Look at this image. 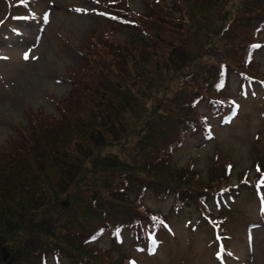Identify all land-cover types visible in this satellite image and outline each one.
<instances>
[{"label": "trees", "instance_id": "16d2710c", "mask_svg": "<svg viewBox=\"0 0 264 264\" xmlns=\"http://www.w3.org/2000/svg\"><path fill=\"white\" fill-rule=\"evenodd\" d=\"M128 1L107 5L108 27L87 29L65 96L50 97L57 112L27 109L1 139L0 264H133L125 247L180 221L190 238L207 235L199 254L219 264L235 234L263 220V134L245 166L216 146L204 171L174 156L188 139L213 137L197 105L230 109L231 75L236 94L256 86L253 105L264 101L252 56L264 45V0ZM147 194L169 200L166 211L149 209Z\"/></svg>", "mask_w": 264, "mask_h": 264}, {"label": "rangeland", "instance_id": "374dc122", "mask_svg": "<svg viewBox=\"0 0 264 264\" xmlns=\"http://www.w3.org/2000/svg\"><path fill=\"white\" fill-rule=\"evenodd\" d=\"M6 1L16 4L23 14L15 16L18 9L8 12L11 16L9 23L13 25L12 35H9L12 41L0 43V51L5 50L10 55L8 60L0 59V142L3 137L15 132L17 124L26 123L22 116L25 109L35 110L43 106L46 111L55 112L48 97L62 96L68 88L64 72L66 66H75L79 61L76 46L84 31L91 26L108 27L103 18L90 14L93 6L103 7L102 0H0V22L7 11ZM171 1L165 0L164 3L168 5ZM77 4L82 8H78ZM128 5L136 9L143 6L138 0H129ZM26 15L31 18L27 19ZM0 29H5L4 23ZM4 31L7 33L6 29ZM19 31L21 35L17 36ZM262 35L260 38L264 39V32ZM122 36H127L125 30ZM25 53L28 59L24 58ZM254 59L264 71V50L257 49ZM235 81L233 75L228 78L230 95L237 98L236 102L240 105L239 115L229 125H225L222 118L211 120L214 122V137L188 139L174 156L179 165L183 166L186 160L192 159L204 171L214 146L229 153L238 165L247 164L250 146L258 142L260 134L264 135V101H257L254 106L250 94H236ZM245 87L246 91L250 89L255 95L260 92L256 86ZM199 108L205 110L203 105ZM145 202L149 209L162 212L169 204V200H158L149 194L145 195ZM246 204L247 210L252 211L253 203ZM183 213L186 215L187 211L183 209ZM253 218H257L256 211ZM175 223V226L172 225L173 238L158 239L153 256L143 252L148 253L149 245L143 251L141 248L134 251L133 247H125L134 256L133 264H206L199 252L206 247L207 235L196 234L190 238L186 224L181 221ZM248 233L245 239L243 231L235 234L231 249L232 257L237 260L231 261V264H264V225H256ZM106 240V237L102 238L103 243Z\"/></svg>", "mask_w": 264, "mask_h": 264}, {"label": "snow or ice", "instance_id": "6c2138e0", "mask_svg": "<svg viewBox=\"0 0 264 264\" xmlns=\"http://www.w3.org/2000/svg\"><path fill=\"white\" fill-rule=\"evenodd\" d=\"M45 19H47V18L45 17ZM24 58L28 59V54L27 53H25V57Z\"/></svg>", "mask_w": 264, "mask_h": 264}, {"label": "water", "instance_id": "95a60500", "mask_svg": "<svg viewBox=\"0 0 264 264\" xmlns=\"http://www.w3.org/2000/svg\"><path fill=\"white\" fill-rule=\"evenodd\" d=\"M1 253L4 255V257L6 256V253L3 251V249L1 251Z\"/></svg>", "mask_w": 264, "mask_h": 264}]
</instances>
